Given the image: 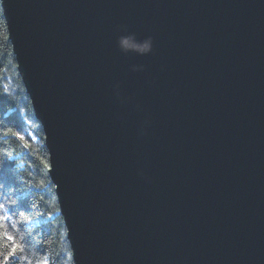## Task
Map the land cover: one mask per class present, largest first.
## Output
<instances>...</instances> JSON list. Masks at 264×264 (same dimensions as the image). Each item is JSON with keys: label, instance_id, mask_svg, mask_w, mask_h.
Returning a JSON list of instances; mask_svg holds the SVG:
<instances>
[{"label": "water", "instance_id": "1", "mask_svg": "<svg viewBox=\"0 0 264 264\" xmlns=\"http://www.w3.org/2000/svg\"><path fill=\"white\" fill-rule=\"evenodd\" d=\"M1 7L73 264H264V0Z\"/></svg>", "mask_w": 264, "mask_h": 264}, {"label": "trees", "instance_id": "2", "mask_svg": "<svg viewBox=\"0 0 264 264\" xmlns=\"http://www.w3.org/2000/svg\"><path fill=\"white\" fill-rule=\"evenodd\" d=\"M48 169L44 132L18 73L0 2V264H73ZM8 236L19 248L5 261L13 246Z\"/></svg>", "mask_w": 264, "mask_h": 264}, {"label": "clouds", "instance_id": "3", "mask_svg": "<svg viewBox=\"0 0 264 264\" xmlns=\"http://www.w3.org/2000/svg\"><path fill=\"white\" fill-rule=\"evenodd\" d=\"M118 43L122 50L126 51L129 47H135L136 50H138L140 53H147L151 50L152 47L151 38H148L139 44L130 45L128 38L121 37Z\"/></svg>", "mask_w": 264, "mask_h": 264}, {"label": "snow or ice", "instance_id": "4", "mask_svg": "<svg viewBox=\"0 0 264 264\" xmlns=\"http://www.w3.org/2000/svg\"><path fill=\"white\" fill-rule=\"evenodd\" d=\"M0 2H2V0H0ZM18 138H19L20 140H24V139H25L24 136H22V135H18ZM25 146L27 147L28 145L25 144ZM0 208H3V205H2V204H0ZM7 239H8L9 241H13V246H12L10 252L8 253V256H6V257L4 258L5 261H7L9 257L15 255V253L17 252V249L19 248V245L15 244V242H14V238H13L12 236H8Z\"/></svg>", "mask_w": 264, "mask_h": 264}, {"label": "rangeland", "instance_id": "5", "mask_svg": "<svg viewBox=\"0 0 264 264\" xmlns=\"http://www.w3.org/2000/svg\"><path fill=\"white\" fill-rule=\"evenodd\" d=\"M23 83V82H22Z\"/></svg>", "mask_w": 264, "mask_h": 264}]
</instances>
